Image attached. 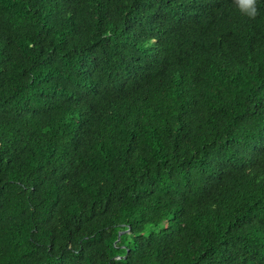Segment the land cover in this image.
Listing matches in <instances>:
<instances>
[{
    "label": "trees",
    "instance_id": "16d2710c",
    "mask_svg": "<svg viewBox=\"0 0 264 264\" xmlns=\"http://www.w3.org/2000/svg\"><path fill=\"white\" fill-rule=\"evenodd\" d=\"M256 7L0 0V264H264Z\"/></svg>",
    "mask_w": 264,
    "mask_h": 264
},
{
    "label": "clouds",
    "instance_id": "9594fccd",
    "mask_svg": "<svg viewBox=\"0 0 264 264\" xmlns=\"http://www.w3.org/2000/svg\"><path fill=\"white\" fill-rule=\"evenodd\" d=\"M240 10L249 18H254L257 14V0H238Z\"/></svg>",
    "mask_w": 264,
    "mask_h": 264
},
{
    "label": "water",
    "instance_id": "95a60500",
    "mask_svg": "<svg viewBox=\"0 0 264 264\" xmlns=\"http://www.w3.org/2000/svg\"><path fill=\"white\" fill-rule=\"evenodd\" d=\"M123 232H120L119 235H121ZM119 238V237H118Z\"/></svg>",
    "mask_w": 264,
    "mask_h": 264
}]
</instances>
